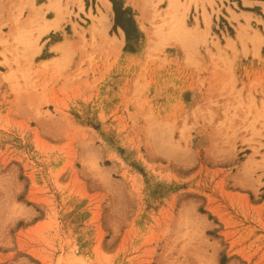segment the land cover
<instances>
[{
    "label": "rangeland",
    "instance_id": "rangeland-1",
    "mask_svg": "<svg viewBox=\"0 0 264 264\" xmlns=\"http://www.w3.org/2000/svg\"><path fill=\"white\" fill-rule=\"evenodd\" d=\"M101 2L0 0V264H264V0Z\"/></svg>",
    "mask_w": 264,
    "mask_h": 264
},
{
    "label": "bare ground",
    "instance_id": "bare-ground-1",
    "mask_svg": "<svg viewBox=\"0 0 264 264\" xmlns=\"http://www.w3.org/2000/svg\"><path fill=\"white\" fill-rule=\"evenodd\" d=\"M102 1H103V2H101L102 5H104L103 3L109 4V3H107V0H102ZM130 2L132 3L133 7H135L136 10H138L139 15L137 16V20H138L139 24L144 29H147L145 26L147 22L155 25V27L152 29L155 32L154 34H156L160 38L165 39V38H169V37L174 36V38H176V39L178 38L179 40H181L180 42L183 41L184 44H187V43H189V41L193 37V32L187 28L185 23H186L188 11L190 9L191 4L193 3V5H196L198 0H185V1L184 0H130ZM163 2L167 3V9L162 11L159 7L161 6V4ZM51 3H53V2H51ZM49 6L52 7V4ZM104 7L106 8V6H104ZM101 17H103V15H101ZM205 18H206V16H205ZM205 22L208 23L209 20L206 18ZM52 26H56V23L52 24ZM243 29H244V26L242 24H239V26L236 28L237 37L240 38L242 36ZM196 31H197V29H196ZM160 41H162V40H160ZM254 41L255 40H253V42ZM191 42H194V41H191ZM193 45H195V43ZM188 48H189V46H188ZM191 49H193V48H191ZM187 50H189V49H187ZM187 50H184V51H187ZM192 51L194 53V49ZM227 82L228 81H226V83ZM226 88L227 87H225V89ZM247 106H248V104H247ZM240 123H242V122L240 121Z\"/></svg>",
    "mask_w": 264,
    "mask_h": 264
},
{
    "label": "crops",
    "instance_id": "crops-1",
    "mask_svg": "<svg viewBox=\"0 0 264 264\" xmlns=\"http://www.w3.org/2000/svg\"><path fill=\"white\" fill-rule=\"evenodd\" d=\"M247 1V6L250 7H255L256 5H258L259 0H246ZM262 2V1H261ZM252 13V12H249ZM253 14V13H252ZM256 15V14H255Z\"/></svg>",
    "mask_w": 264,
    "mask_h": 264
}]
</instances>
